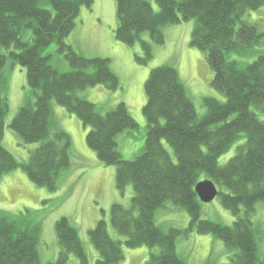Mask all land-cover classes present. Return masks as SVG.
I'll list each match as a JSON object with an SVG mask.
<instances>
[{"label": "trees", "instance_id": "1", "mask_svg": "<svg viewBox=\"0 0 264 264\" xmlns=\"http://www.w3.org/2000/svg\"><path fill=\"white\" fill-rule=\"evenodd\" d=\"M154 1L158 12L149 0H115L116 40L130 46L139 41L147 63L151 44L164 43L163 28L196 20L190 45L205 54L213 73L211 86L224 102L206 99V112L198 116L176 69L165 65L152 69L144 85V150L133 162H125L117 150V137L138 128L126 106L119 103L101 115L94 104L75 95L97 85L109 91L119 88L109 60L86 59L64 42L75 28L80 8L90 9L93 0H0V176L20 167L35 185L56 191V177L70 164L71 138L53 118L55 103L90 128L86 146L102 165L115 167L119 193L132 187L131 207L112 205L110 222L125 238V247L159 249L144 264H186L175 247V236L181 232L164 233L154 225L155 212L166 202L190 214V232L224 243L232 253L227 264H262L250 216L256 203L264 202V56L251 63L230 57L243 55L249 60L253 49L264 45V33L243 21L249 11L264 6V0ZM42 2L53 13L41 8ZM27 29L32 30L29 43L21 38ZM144 32L151 43L140 39ZM52 43L71 72L57 71L41 56L40 51ZM8 62L25 70L26 84L35 96L34 104L23 106L9 124L23 144H40L21 164L2 146L8 111L3 72ZM236 143H242L236 154L219 165L218 159ZM202 174L215 184L221 206L233 216L231 227L205 222L193 227L200 213L194 187ZM55 232L60 253L50 264H68L70 255L78 264H89L76 229L66 219L56 222ZM182 233L188 235L187 230ZM39 236L38 225L19 226L0 211V264H39ZM89 241L99 256L96 264L123 260L121 243L110 238L104 220L89 231Z\"/></svg>", "mask_w": 264, "mask_h": 264}, {"label": "rangeland", "instance_id": "2", "mask_svg": "<svg viewBox=\"0 0 264 264\" xmlns=\"http://www.w3.org/2000/svg\"><path fill=\"white\" fill-rule=\"evenodd\" d=\"M108 1L109 8L105 6L103 0H93L90 9L81 7L75 28L64 42L76 54L86 59L109 60L110 69L118 79L119 88L116 91H109L105 86L97 85L75 91V95L94 104L101 115L110 112L119 103L126 106L138 128L117 137V150L123 161L133 162L144 150L146 134V122L142 115V108L146 104L144 85L152 69L164 65L176 69L198 116H203L206 112L204 106L206 99L224 102V97L211 86L213 73L206 62L205 54L190 45L196 20L163 28L161 31L164 43L151 44V59L143 63L146 58L139 41L130 46L116 40L115 31L118 26L116 2ZM149 1L153 10L158 12L155 1ZM40 7L53 13L47 2H42ZM243 21L257 26L264 33V6L249 11L243 17ZM21 38L23 42H31L32 30H25ZM140 39L151 43L146 32L140 35ZM40 54L48 58L49 65L57 71L61 73L72 71L64 56L57 53L55 43L43 48ZM258 56H264V45H257L249 60H245L243 55H232L230 58L238 60L239 57L240 61L251 63ZM3 73L6 79L4 97L8 111L2 146L21 164L27 161L30 152L40 144H23L17 134L9 129V124L23 106L34 104L35 96L26 84L24 69L8 62ZM52 106L53 118L57 121L59 129L71 138L70 164L56 177L57 189L54 192L35 185L20 167L0 176V211L14 218L19 226L38 225L39 264L54 263L58 259L60 247L55 224L63 218L76 229L89 264H96L99 259L98 253L89 241V231L99 220L106 222L110 238L121 243L123 260L119 264H144L149 254H158L159 249L125 247V238L110 222L112 205L118 204L126 209L131 207L132 187L128 186L123 195L119 193L115 187V167L102 165L86 146L85 136L90 128H86L75 115L69 114L64 108L55 103ZM126 133H130V137L125 136ZM241 144H234L223 154L218 159L219 165H225L236 154V149ZM163 146L175 161L172 149L165 142ZM206 179V174L200 176V180ZM199 203L200 213L198 217L195 216L197 222L193 227L196 228L201 222L226 227L233 225V216L221 206L217 196L211 203ZM190 218V214L183 208L166 202L155 212L154 225L164 233L181 232V235L175 236V247L177 255L186 264H227L232 253L227 250L224 243L211 235H199L195 230L190 232ZM250 222L257 246V256L264 264V202L256 203ZM186 230L188 235H183L182 232ZM68 264H78L77 258L70 255Z\"/></svg>", "mask_w": 264, "mask_h": 264}, {"label": "water", "instance_id": "3", "mask_svg": "<svg viewBox=\"0 0 264 264\" xmlns=\"http://www.w3.org/2000/svg\"><path fill=\"white\" fill-rule=\"evenodd\" d=\"M194 191L198 201L203 204L211 203L218 195L217 187L210 180L198 182L194 187Z\"/></svg>", "mask_w": 264, "mask_h": 264}, {"label": "bare ground", "instance_id": "4", "mask_svg": "<svg viewBox=\"0 0 264 264\" xmlns=\"http://www.w3.org/2000/svg\"><path fill=\"white\" fill-rule=\"evenodd\" d=\"M103 2H104V4H105V6H106L107 8H109V1H108V0H103Z\"/></svg>", "mask_w": 264, "mask_h": 264}]
</instances>
